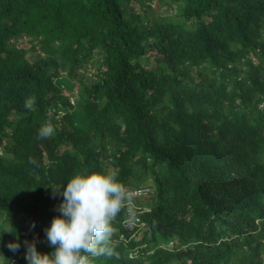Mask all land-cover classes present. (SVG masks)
Segmentation results:
<instances>
[{"label":"trees","instance_id":"obj_1","mask_svg":"<svg viewBox=\"0 0 264 264\" xmlns=\"http://www.w3.org/2000/svg\"><path fill=\"white\" fill-rule=\"evenodd\" d=\"M262 103L264 0H0V264L91 172L151 199L93 264H263Z\"/></svg>","mask_w":264,"mask_h":264},{"label":"clouds","instance_id":"obj_2","mask_svg":"<svg viewBox=\"0 0 264 264\" xmlns=\"http://www.w3.org/2000/svg\"><path fill=\"white\" fill-rule=\"evenodd\" d=\"M252 60L254 57L251 58ZM36 97L25 99V108L35 110ZM264 104H260V107ZM55 128L50 123L42 125L37 133L38 139H47L54 135ZM29 163L36 160L29 157ZM143 185L126 188L114 173L91 172L76 174L66 183V187L52 189L53 197H63L62 203L55 209L60 215L53 218L50 227L45 229L49 246L54 248L50 254L37 251L36 240L24 241L25 259L28 264H93V258L113 255L109 246L114 235L113 222L126 208V223L135 221L132 212V198L149 196H131L128 191ZM35 227V222L32 223ZM8 232L9 231H3ZM9 250L17 252L20 243H9Z\"/></svg>","mask_w":264,"mask_h":264},{"label":"built area","instance_id":"obj_3","mask_svg":"<svg viewBox=\"0 0 264 264\" xmlns=\"http://www.w3.org/2000/svg\"><path fill=\"white\" fill-rule=\"evenodd\" d=\"M148 188L140 186L134 189H131L128 191V193L135 197V196H145L147 194ZM8 264H18V261L16 258H11L8 262Z\"/></svg>","mask_w":264,"mask_h":264},{"label":"rangeland","instance_id":"obj_4","mask_svg":"<svg viewBox=\"0 0 264 264\" xmlns=\"http://www.w3.org/2000/svg\"><path fill=\"white\" fill-rule=\"evenodd\" d=\"M16 45H20V44H25L24 40H16L15 41ZM91 72V71H90ZM76 89V88H75ZM72 99V98H71ZM73 100V99H72ZM146 203H150L151 202V199L150 197H146V198H143ZM263 264H264V254H263Z\"/></svg>","mask_w":264,"mask_h":264}]
</instances>
